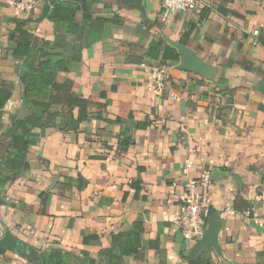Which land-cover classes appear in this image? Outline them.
Wrapping results in <instances>:
<instances>
[{"label":"crops","instance_id":"1","mask_svg":"<svg viewBox=\"0 0 264 264\" xmlns=\"http://www.w3.org/2000/svg\"><path fill=\"white\" fill-rule=\"evenodd\" d=\"M204 1V13L203 8L165 17L160 0H86L88 12L81 7L75 16L85 30L69 33L49 19L55 6L42 20L46 3L22 16L0 0L3 57L10 48L9 20H29L31 33L56 44L48 52L66 57L67 71L57 72L58 82L70 80L73 94L91 102L82 123L77 108L53 105L52 126L31 131L30 169L0 187V198L10 204L0 205V237L9 230L34 250V260L6 250L0 264H39L40 254L56 249L69 252L73 264H83V252L97 259L111 247L112 234L133 231L138 223L144 245L137 255L123 256V264H189L195 244L183 240L177 220L188 181L203 170L212 173L211 209L221 217L225 258L211 249L214 264H264V255L257 258L264 252V110L259 109L264 94L258 90L264 48L253 36L264 30V0ZM85 13L105 22L85 21ZM201 14L206 18L198 23ZM190 31L186 45L217 68L212 78L161 66L147 56L151 42L181 43ZM74 57L80 61L67 63ZM16 67L18 79L22 69L19 65L17 73ZM161 67L171 70V80L158 94L149 86V72ZM0 78L20 84L10 74V61L0 68ZM19 88L21 94L14 92L0 115V164L14 120L28 114ZM71 117L79 124L76 131L68 129ZM117 119L124 123L115 124ZM124 139L132 140L125 151L119 148ZM138 181L137 199L132 184ZM43 192L49 194L46 207ZM239 192L253 205L251 212L232 209ZM91 235L100 236V242L85 245L84 237ZM151 241L158 248L146 245Z\"/></svg>","mask_w":264,"mask_h":264},{"label":"trees","instance_id":"2","mask_svg":"<svg viewBox=\"0 0 264 264\" xmlns=\"http://www.w3.org/2000/svg\"><path fill=\"white\" fill-rule=\"evenodd\" d=\"M90 7V6H89ZM81 10V6L78 3L70 1L59 2L52 10L49 19L55 24L65 26L69 33H78L85 30V27L75 22V16L78 11ZM206 11L203 9L202 13ZM222 14L230 13L232 16L245 17L247 12L240 9H232L229 12L223 11ZM85 21L101 23L102 19L93 20L89 13H85ZM210 17V16H209ZM206 17L199 16L198 23L203 22ZM10 41H13L15 48L12 52V58L21 65V71L18 74L19 82L23 88V105L27 108L28 114L24 117H17L13 123V134L8 144L7 155L2 159L0 164V187H4L8 181L16 179L21 176L22 172H27L30 169L28 163V154L33 141L31 140V131L35 128H48L52 124L48 122V119L52 116H56V113L51 111L53 105L65 106L68 109L77 108L79 111L78 122L82 123L89 118V108L91 102L86 99H82L73 94V83L66 79L60 83L57 79L58 71H67L65 66L66 57L60 54H54L48 52L49 49H54L53 46L41 41L40 38L35 36L29 30V20L10 19ZM196 28L193 25L191 31ZM191 31L186 34L181 43L186 45ZM258 43L264 48V30L258 37ZM81 46L78 47L77 52H81ZM79 54H74V56ZM147 56L157 60L161 66H167L169 64L178 65L180 58L177 51L170 47L165 40L160 39L153 41L149 45ZM74 57L68 62H78L80 59ZM57 63L55 71L52 66L53 63ZM244 67L248 71H253V66L244 64ZM197 77V76H196ZM201 81V80H200ZM15 87L13 84H6L4 80L0 79V115L4 114V110L8 103L14 96ZM259 109L264 110L263 107ZM106 121V120H105ZM115 124H123L122 119H117ZM124 134V133H123ZM132 144V140H122L119 148L123 151L127 150ZM68 182H72V179H67ZM79 182H82L79 179ZM141 182H133L132 187L136 190L135 198H139ZM49 194L43 192L41 198L43 205L46 207V202ZM0 205H10L0 198ZM236 213L251 212L253 205L245 200L240 192L235 197L233 208ZM45 213V210H43ZM215 213L214 209L210 210V216ZM137 232L127 231L120 234L111 235V247L103 250L99 253L97 259L91 258L90 254L83 252L85 261L83 264H123V256L121 255L120 246L125 245L124 256H134L140 252L142 242L141 237L143 232L142 223L136 224ZM100 236L91 235L86 236L83 239L85 245H92L99 243ZM147 246L152 248H158V242H147ZM6 250L0 248V254L5 253ZM264 252L258 253L257 258L261 261V256ZM72 257L69 252L63 250H52L49 252H43L36 260L39 264H73ZM189 264H214L211 255V248H204L196 258L189 261Z\"/></svg>","mask_w":264,"mask_h":264},{"label":"built area","instance_id":"3","mask_svg":"<svg viewBox=\"0 0 264 264\" xmlns=\"http://www.w3.org/2000/svg\"><path fill=\"white\" fill-rule=\"evenodd\" d=\"M52 0H7L8 7L22 16L31 15L41 3ZM164 16L178 12H198L207 7L204 0H160ZM259 31H254V44H258ZM151 86L161 94L171 80V70L166 67L150 70ZM213 187L212 173L203 170L198 178L188 181L185 195L182 198L178 227L185 242L195 244L205 233L210 218L211 190Z\"/></svg>","mask_w":264,"mask_h":264},{"label":"water","instance_id":"4","mask_svg":"<svg viewBox=\"0 0 264 264\" xmlns=\"http://www.w3.org/2000/svg\"><path fill=\"white\" fill-rule=\"evenodd\" d=\"M61 1H70L75 2L81 5L82 10L84 12H88L86 0H52L49 3H46L43 8V14L41 19L43 20L50 12V10L56 6ZM168 45L174 48L180 58L179 64L177 65V69L181 71L191 72L196 74L197 76L203 78H212L217 74V68L207 64L204 60H202L199 55L189 46L184 45L180 42H174L166 38ZM54 71L56 68V63L52 64ZM19 71V65L16 67V72ZM258 90L264 94V80L260 82L258 86ZM15 117V116H14ZM14 119V118H13ZM68 129L70 131H76L79 129V124L71 117ZM221 230V217L220 213L216 211L209 218L207 229L203 234L202 238L198 240L190 254L187 257V260L194 259L204 248L209 247L214 250V252L224 259V253L222 247L219 242V234ZM136 231V229H133ZM0 248H3L7 251L13 252L23 259L28 260L29 262H33L34 260V250L24 244L21 240L15 237L9 230H5L2 237H0ZM126 246L121 245V255L124 256ZM231 264H239L237 262H230Z\"/></svg>","mask_w":264,"mask_h":264},{"label":"rangeland","instance_id":"5","mask_svg":"<svg viewBox=\"0 0 264 264\" xmlns=\"http://www.w3.org/2000/svg\"><path fill=\"white\" fill-rule=\"evenodd\" d=\"M4 20H5V18H3L2 19V22H4ZM2 22H0V23H2ZM9 29H10V27H9ZM13 41H10V43H9V45H10V48L8 49V48H6V57L4 56L3 57V55L0 53V68L2 69V65L6 62V61H10V74L12 75V78L13 79H15V80H18L17 78H16V75L14 74V70H15V67L17 66V64L15 63V61H14V59H12V49H11V47L13 46L12 44H14V43H12ZM7 47V46H6ZM1 48H5V47H1ZM1 79V78H0ZM1 80H3V79H1ZM14 82V81H13ZM13 86L15 87V96L16 97H18L19 96V94H21V89L19 88V86H20V84L18 83L17 85L16 84H13ZM20 114H23V113H21V111H18ZM23 112V111H22Z\"/></svg>","mask_w":264,"mask_h":264}]
</instances>
